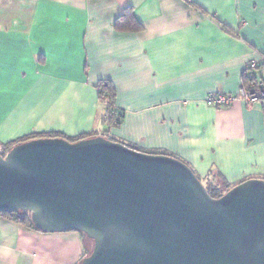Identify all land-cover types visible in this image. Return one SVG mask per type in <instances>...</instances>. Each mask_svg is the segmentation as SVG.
<instances>
[{"label": "crops", "instance_id": "1", "mask_svg": "<svg viewBox=\"0 0 264 264\" xmlns=\"http://www.w3.org/2000/svg\"><path fill=\"white\" fill-rule=\"evenodd\" d=\"M127 7L141 32L115 29ZM263 58L264 0H0V143L99 132L173 154L203 182L264 178L262 104L205 102L237 93ZM251 75L264 82V66ZM107 79L125 114L117 128L99 99ZM86 240L0 216V264H80Z\"/></svg>", "mask_w": 264, "mask_h": 264}, {"label": "water", "instance_id": "2", "mask_svg": "<svg viewBox=\"0 0 264 264\" xmlns=\"http://www.w3.org/2000/svg\"><path fill=\"white\" fill-rule=\"evenodd\" d=\"M93 241L80 264H264V179L214 198L183 160L103 135L0 153V213Z\"/></svg>", "mask_w": 264, "mask_h": 264}, {"label": "trees", "instance_id": "3", "mask_svg": "<svg viewBox=\"0 0 264 264\" xmlns=\"http://www.w3.org/2000/svg\"><path fill=\"white\" fill-rule=\"evenodd\" d=\"M115 29L119 32H124V33H138V32H141L143 30V26L139 22L137 17L135 16L133 8L127 7V8H125L122 15H120L116 19ZM257 63H259V62H257ZM260 66H264V58L262 60V63H259L258 68ZM254 71L255 70H250L248 67H246V70L244 72V81H245L244 86L249 90L257 89L259 82H260L256 77H253L251 75V73H253ZM98 88H99V99L101 100V102L103 104H105L106 110H107L105 121L108 123V126H110L111 128H117L123 122L124 115H125L123 110H121L117 107V90H116L114 84L108 79L102 80L101 82H99ZM260 103L262 104V107L264 110V97H261ZM106 133H108V132H106ZM98 135L104 136V134H101L99 132H92L89 134H83V135H79V136H75V137H68V136H65L64 134H62L60 132L32 133V134H29L27 136H23L19 139H16V140H13V141H10L7 143H0V153L2 155H6V153L9 152L14 146H16L20 143L32 140V139H36V138L61 137V138H66L71 142H76V141H79L81 139H85V138H89V137H95ZM107 135H109V134H107ZM107 135L105 137H107ZM109 136L110 137H107V138L114 140V141L122 142V141L116 139L115 137H113L112 135H109ZM122 143H124V142H122ZM125 144H127V143H125ZM127 145L134 148V149L141 151L136 146H133L130 144H127ZM149 153L166 154V155L176 157L173 154H169L166 152L154 151V152H149ZM176 158H178V157H176ZM203 183L205 184V186H206L207 190L209 191V193L211 194V196H213L214 198H219V197L223 196L228 190H230L232 187L235 186L233 184L228 183L226 180H224L221 177L220 178L209 177L206 180V182H203ZM0 216L5 217V218L13 221V222L21 225L22 227H25L28 229H33V230H38L32 222L31 213L29 211H17L14 213H0ZM38 231H40V230H38ZM82 234L86 239H89L84 233H82ZM89 240H91V239H89ZM90 253H91V251L87 248L84 257L89 255Z\"/></svg>", "mask_w": 264, "mask_h": 264}, {"label": "built area", "instance_id": "4", "mask_svg": "<svg viewBox=\"0 0 264 264\" xmlns=\"http://www.w3.org/2000/svg\"><path fill=\"white\" fill-rule=\"evenodd\" d=\"M259 66L257 62H250L247 67L250 70H256ZM261 97H264V82H259L258 88L255 90H249L245 86H242L237 93L226 94L223 92H217L208 96L205 100L206 104L211 107L222 108L228 107L236 101L242 100L247 103H258Z\"/></svg>", "mask_w": 264, "mask_h": 264}, {"label": "rangeland", "instance_id": "5", "mask_svg": "<svg viewBox=\"0 0 264 264\" xmlns=\"http://www.w3.org/2000/svg\"><path fill=\"white\" fill-rule=\"evenodd\" d=\"M107 137H110V136L107 135ZM86 245H87V248H88L90 251H92V249H93V241L87 239V240H86Z\"/></svg>", "mask_w": 264, "mask_h": 264}]
</instances>
